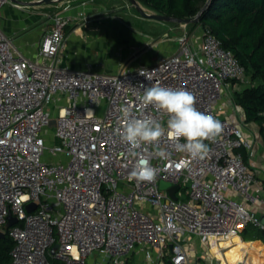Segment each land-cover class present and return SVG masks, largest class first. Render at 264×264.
Returning a JSON list of instances; mask_svg holds the SVG:
<instances>
[{"label": "built area", "instance_id": "2783aa9c", "mask_svg": "<svg viewBox=\"0 0 264 264\" xmlns=\"http://www.w3.org/2000/svg\"><path fill=\"white\" fill-rule=\"evenodd\" d=\"M66 2L34 58L16 52L0 29V229L9 215L17 219L6 229L13 240L8 264H86L94 253L97 264H125L137 252L143 264H197L184 246L192 236L209 256L215 239L240 227L264 231V192L239 151L249 157L251 141L221 114L224 102L241 109L232 97L245 69L233 53L209 29L191 34L180 24L174 50L154 63L114 73L69 68L58 56L72 20ZM152 84L191 92L197 109L221 122L203 159L176 151L168 114L141 104ZM124 107L165 128L158 146L142 150L159 170L153 182L129 178L137 157L117 132ZM160 181L178 184L174 198Z\"/></svg>", "mask_w": 264, "mask_h": 264}, {"label": "crops", "instance_id": "0c3cea01", "mask_svg": "<svg viewBox=\"0 0 264 264\" xmlns=\"http://www.w3.org/2000/svg\"><path fill=\"white\" fill-rule=\"evenodd\" d=\"M128 3V0H70L64 13L72 20L64 27L65 38L58 53L60 63L73 69L114 73L123 67L154 63L171 53L176 46L175 37L181 32L176 31L180 24L169 25V30L175 32L173 36L161 31L158 20L148 25V31L141 30L135 23L143 17L127 9ZM118 4L123 10H117ZM52 27L51 19L44 21L42 14L22 11L8 3L0 7V29L11 38L15 51L28 58L36 56L42 34ZM221 114L236 120L251 141V155L246 160L256 170L258 188L264 192V141L259 126L245 121L241 109L234 104L224 102ZM190 241L192 246L187 243L185 247L192 258L197 264L202 261L207 264L204 245L192 237ZM135 254L143 256L141 252ZM163 261L169 264L167 258Z\"/></svg>", "mask_w": 264, "mask_h": 264}, {"label": "trees", "instance_id": "16d2710c", "mask_svg": "<svg viewBox=\"0 0 264 264\" xmlns=\"http://www.w3.org/2000/svg\"><path fill=\"white\" fill-rule=\"evenodd\" d=\"M141 5L164 15L187 18L195 16L207 0H137ZM177 24L178 23H172ZM190 25H199L207 28L219 39L223 48L230 50L240 65L245 69V74L250 76L252 85L245 86L233 93V101L242 109L244 120L256 123L259 126L261 137L264 141V0H209L207 6L201 11L197 22ZM244 160L247 151L240 148ZM243 242L264 243V231L251 224L244 226L238 233ZM236 234V235H238ZM238 235V236H239ZM243 242L230 241L225 237V256L229 257L227 263L237 264V257L241 252L236 246ZM230 243H236L231 244ZM231 247H229V246ZM260 245H263L260 242ZM13 240L5 230V237L0 239V264H8ZM264 247V245H263ZM216 248V247H214ZM219 248L220 256L225 260ZM249 258L239 259L243 264H256L253 259L262 258L259 248ZM252 255V256H251ZM238 259V260H239ZM129 260L125 263L128 264ZM201 264H205L203 261Z\"/></svg>", "mask_w": 264, "mask_h": 264}, {"label": "clouds", "instance_id": "9594fccd", "mask_svg": "<svg viewBox=\"0 0 264 264\" xmlns=\"http://www.w3.org/2000/svg\"><path fill=\"white\" fill-rule=\"evenodd\" d=\"M139 99L143 106L153 105L168 114L166 123L169 140L176 151L186 153L192 160L203 159L209 152L205 141L214 140L223 130L218 119L197 109L195 96L183 88L152 84L144 89ZM121 111L125 125L117 130L118 135L128 146L129 154L137 157L129 178L138 182H153L159 170L150 164L149 157L142 150L147 145L158 146L165 135V128L153 118L132 116L127 107ZM181 139L184 143H180ZM157 155L166 157L167 154L158 152Z\"/></svg>", "mask_w": 264, "mask_h": 264}, {"label": "rangeland", "instance_id": "374dc122", "mask_svg": "<svg viewBox=\"0 0 264 264\" xmlns=\"http://www.w3.org/2000/svg\"><path fill=\"white\" fill-rule=\"evenodd\" d=\"M10 4L18 9H21L22 11H29V12H34L35 14H42V18L44 21H47V20H50L51 19V16L56 13L57 11L61 10V8L67 3L66 0H63L61 2H54V3H51V4H40V5H32V6H23L21 4H17L11 0H2V3L0 4V7L2 6V4ZM128 3V7L127 9L133 11V12H136V10L134 9V7ZM119 8L117 9L118 11L120 10H123V8L121 7L122 5L121 4H118L117 5ZM142 7L144 9H146L147 11H153L145 6L142 5ZM112 10V9H111ZM123 14V13H121ZM157 23L158 21L156 19H152V18H141V20L139 22H136L135 25L141 29V30H144V31H148L149 28H148V25H150V23ZM161 26H162V29L161 31H165L167 32L168 34H170V36H173L175 35L174 31L172 32L171 30H169V25L172 24V23H164V22H158ZM164 29V30H163ZM180 29H182V26H179V28L176 30L177 32L180 31ZM185 29L189 32V33H193V34H198L200 33L201 31V27L199 25H190V24H186L185 25ZM178 34V33H177ZM237 84H236V90H240L242 89L243 87L245 86H249V85H252V80L250 79V76L245 74L244 77L241 79V80H238L236 81ZM233 92V90H232ZM101 111V110H99ZM51 130H53V126L50 127ZM52 139H49V142H51ZM250 151V150H249ZM141 208L142 209H146V205L145 204H140ZM244 227H240L238 229V233H240L241 231H243ZM192 238H194L192 236ZM226 238H228V240L230 241H242L241 237L238 236V237H234V236H227ZM195 240H197L195 238ZM256 242H243L241 245H238L236 246V248H238L240 250V254L243 259H246V258H249L250 257V254H254L256 253L257 250H255V248H259L260 249V252L262 254V258H259V259H253L252 261L250 262H253L255 261L256 264H264V247L263 245H260V242L258 240H254ZM187 242L188 241H185L184 243V246L187 245ZM194 243H196V241H194ZM232 243H230L229 245H231ZM233 244H236V243H233ZM232 244V245H233ZM202 245H204L202 243ZM228 245V246H229ZM219 248L222 253V255L225 253V251H227V249H225V247H223L222 245L220 244H216V243H213L212 244V247H211V253L212 255H207L205 257V259H207V264H229L227 263V261L229 260V257L228 256H225V254L223 255L225 260L222 259V257L220 256V252H217L216 251V248ZM230 247V246H229ZM203 248L206 250V245L203 246ZM231 248V247H230ZM140 251V250H138ZM207 253V252H206ZM151 254H154V253H151ZM252 256V255H251ZM240 257H237L238 259ZM246 257V258H245ZM236 259L237 260V264H243V262L239 259ZM99 261H102V259L100 258L99 254L98 253H94L92 254L91 256H89L87 259H86V264H97V262ZM144 260H143V256L141 258V256H139L138 254H133L130 258H129V262L128 264H143ZM147 264H151L150 262V258L147 259ZM106 264H111V263H106ZM157 264H166L165 261L161 260L159 261ZM249 264H252V263H249Z\"/></svg>", "mask_w": 264, "mask_h": 264}, {"label": "water", "instance_id": "95a60500", "mask_svg": "<svg viewBox=\"0 0 264 264\" xmlns=\"http://www.w3.org/2000/svg\"><path fill=\"white\" fill-rule=\"evenodd\" d=\"M11 1L24 6H32V5H40V4H51L54 2H61L63 0H11ZM128 1L134 7L137 13L143 18H152L162 22H170V23H178V24H189V23L197 22L201 11L205 9V7L209 2V0H207L204 6L198 11V13L195 16L180 18V17L164 15L154 11H147L142 7V5L137 0H128ZM53 124H54V119L51 120V125ZM159 187L161 189L164 188L167 189L169 195L174 198L175 197L174 192L178 188V184L170 185L169 182L160 181ZM33 207H34L33 203H29L26 205L27 210H31ZM16 221H17L16 217L11 215L8 216L7 222L4 224L3 229H0V239L5 237V230L8 229V227L14 224ZM261 221L264 222V216H261Z\"/></svg>", "mask_w": 264, "mask_h": 264}, {"label": "bare ground", "instance_id": "6f19581e", "mask_svg": "<svg viewBox=\"0 0 264 264\" xmlns=\"http://www.w3.org/2000/svg\"><path fill=\"white\" fill-rule=\"evenodd\" d=\"M235 234H226V235H223L222 237L218 238V239H215L214 243L218 244V243H224L225 242V237L227 236H233Z\"/></svg>", "mask_w": 264, "mask_h": 264}]
</instances>
